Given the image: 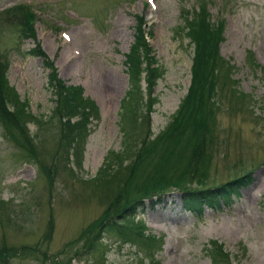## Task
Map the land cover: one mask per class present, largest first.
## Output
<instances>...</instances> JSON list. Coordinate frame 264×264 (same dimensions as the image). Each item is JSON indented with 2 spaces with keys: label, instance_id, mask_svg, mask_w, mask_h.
<instances>
[{
  "label": "rangeland",
  "instance_id": "obj_1",
  "mask_svg": "<svg viewBox=\"0 0 264 264\" xmlns=\"http://www.w3.org/2000/svg\"><path fill=\"white\" fill-rule=\"evenodd\" d=\"M201 2L209 20L223 22V37L216 54L228 63L221 62V70L229 67L232 85L245 94L241 102L248 103L252 113L230 112V86L219 83L224 89L221 106L214 112L218 121L210 127L207 125L209 131L203 139L209 143V151L197 160L207 162L203 180L208 190L221 183L237 181V177L248 170L251 182L242 183L239 196L230 197L231 204H222L217 209L204 206L200 213L186 211L182 194L177 191L166 193L161 204L145 202L138 217L145 226L144 234L161 237L159 247H144L138 237L128 240L131 237L128 231L126 240L108 232L99 241L97 250L86 252L80 248L82 242L78 235L107 209L109 201L102 199L91 185L85 187L79 180L93 178L107 151L124 146L121 125L126 116L122 121L120 116L125 111L120 106L130 83L124 55L134 40L139 15L143 32L149 34L146 37L150 52L163 69L152 88L158 102L154 103V112L150 114L153 132L150 138L163 142L166 154L160 155L164 162L162 168L178 172L193 162L197 153L196 139L192 147L188 136H182L188 144L184 147L158 137L164 125L170 122L190 80L195 45L189 43L185 31L179 29L184 24L181 12H198ZM201 2L0 0V58L8 64L5 80L13 86L19 99L27 101L30 114L42 122L39 128L30 119L25 122L35 143V157L48 165L59 139L57 115L52 109L57 106L56 99L46 84L49 70L38 56L24 53L35 46V40L40 49L48 53L57 77L64 83L80 85L83 96L96 102L98 113L96 116L91 112L87 116L80 167L75 165L74 158L68 164L74 167L77 178L70 177L68 167L59 164L52 189L47 187L48 180L35 160L24 157L10 139L4 138L0 126V199L10 203L6 204L5 212H0L4 221L9 211L10 219V223L5 220L2 227L0 222V247L5 244L19 248L26 244L37 248L24 249L20 252L23 254L4 259L0 264H149L151 261L153 264L155 261L159 264H211L210 255L205 253L211 240L222 245L228 259L225 264H264V0ZM24 3L28 9L36 11L32 25L34 42L30 37L19 40L2 10ZM151 3L156 5L155 9ZM193 14L186 18H192ZM139 84L143 90L144 80ZM134 107L127 108L130 110L126 111L127 115L133 114L132 111L147 112L144 105ZM139 124L140 147L144 143L142 125L145 123ZM184 174L187 181L188 173ZM50 220L52 233L46 239ZM40 252H46L43 261Z\"/></svg>",
  "mask_w": 264,
  "mask_h": 264
},
{
  "label": "trees",
  "instance_id": "obj_2",
  "mask_svg": "<svg viewBox=\"0 0 264 264\" xmlns=\"http://www.w3.org/2000/svg\"><path fill=\"white\" fill-rule=\"evenodd\" d=\"M4 14H7V24L11 25L16 33L18 39L20 37L32 38L35 40L34 35V13L31 12L25 4H19L6 9H2ZM183 26L179 28L185 31V35L189 37V43L195 45L193 58L191 59V69L188 90H186L183 99L179 102L177 109L171 115V120L165 125L159 140H168L179 143L187 147L188 144L182 139V136H188L189 142L194 146L195 139L198 143L196 150L197 153L192 159V164H186L183 170H170L169 168H162L164 162H161V156L166 154L161 141H154L150 138L151 131L149 129V113L154 102L158 99L153 93V85L158 81L163 71L162 67L156 62L151 48L148 47L141 25V16H139L138 24L134 32V40L130 43L129 51L125 53V66L127 69L129 89L122 98L123 113L120 116L123 121V116L126 119L123 121L122 132L124 134V146L119 150H109L105 154L101 167L97 170L96 174L91 179L80 178L79 182L85 187L92 186L96 189L102 199L108 198L109 204L106 205L107 209L101 215L96 217L95 221L87 224L86 227L79 233L78 238L81 239V249L86 252L97 250L104 233H114L117 235L120 230V235L125 237L126 230L131 232L132 239L141 237V240H147L148 247H158V242L154 240V236L144 237L141 229L142 222L139 220L137 223H130L131 219L125 220L128 216L140 211L143 208V200L151 199L159 201L166 193L172 190L182 192V203L188 211L200 213L201 205L217 208L224 201L225 204L230 202L229 194L232 192L237 195V188L242 183L245 185L250 182V171L237 177V181L221 183L216 190L206 189L204 174L206 170L205 161H199L198 158H203L206 151H209V143L203 139L204 135L208 134L207 125L214 124L218 120L214 117V112L221 106L220 99L223 97V86L219 83L228 84V96L231 101L230 112L252 113L250 105L241 102L242 95L235 86L232 85L230 80L229 67L226 70H221L223 64L216 49L222 37L223 22L216 21L212 23L209 21V14L205 10L200 9L194 12L192 18L187 19V11L181 12ZM20 35V36H19ZM39 43L35 40V46L24 53L38 56L43 63L44 68L48 69V77L46 78L47 89H50V94L55 96L57 106L52 108L55 115H57V140L58 148L50 155L51 160L48 165L41 162L39 158L35 157L36 147L32 141V136L26 127L25 122L32 120L39 128V120L30 114L28 111L27 101L19 99L20 96L15 92L14 88L8 85L5 69L8 67L6 60L0 58V126L3 128V137L10 139L20 150L24 157H31L35 160L38 168L48 180L47 187L52 189L54 174H56L59 164L68 167L67 173L70 177H76L74 167L71 168L68 164L71 163L70 159L74 158L76 166L80 167V159H82V152L84 148V140L87 136V116L89 114L98 113L95 103L87 97L83 96L81 86L66 84L60 80L58 73L55 72L53 62L43 52ZM220 59V60H219ZM142 79L144 80V88L140 89ZM250 96V95H249ZM134 108H141L144 105L146 113L134 112L127 115L126 111L129 106ZM141 105V107H140ZM239 105V106H238ZM125 106H128L127 108ZM241 106V107H240ZM246 107V108H245ZM59 116V117H58ZM95 116V117H96ZM128 116V117H127ZM129 118V119H128ZM59 119V120H58ZM73 119V120H72ZM144 121H141L143 120ZM144 127L145 135L142 140L144 142L140 147L139 132L141 124ZM125 124H127L125 126ZM215 131V130H214ZM195 136L196 138H194ZM175 145V147L177 146ZM155 146H157L155 150ZM189 163V162H188ZM184 173H188V180L184 179ZM238 175V174H237ZM88 189H90L88 187ZM105 192V193H103ZM111 203V205H110ZM7 201L0 199V212H5ZM9 211L3 218L0 216L1 227L6 222L10 223ZM1 215V214H0ZM6 220V222H5ZM125 220V221H124ZM128 224H124L125 222ZM52 221L48 223L50 232L46 234V239L52 233ZM141 223V224H140ZM135 235V236H134ZM134 236V237H133ZM137 236V237H136ZM128 239V238H126ZM130 239V238H129ZM128 239V240H129ZM24 249H37L29 247L24 244L19 248L9 247L3 244L0 247V262L4 259H10L19 254ZM205 253L210 255L211 264H225L228 262L227 254L222 250V245L211 240ZM42 261L46 257V252H40ZM90 254V253H89ZM101 261L104 260L100 258ZM95 264V263H94ZM100 264V262H99ZM149 264H153L152 261ZM155 264H159L155 262Z\"/></svg>",
  "mask_w": 264,
  "mask_h": 264
}]
</instances>
